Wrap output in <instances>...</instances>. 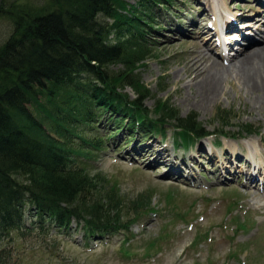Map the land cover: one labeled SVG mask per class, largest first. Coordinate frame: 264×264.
<instances>
[{"label": "trees", "instance_id": "16d2710c", "mask_svg": "<svg viewBox=\"0 0 264 264\" xmlns=\"http://www.w3.org/2000/svg\"><path fill=\"white\" fill-rule=\"evenodd\" d=\"M13 2L0 0V17L10 16L14 28L0 45V242L14 232L50 238L52 228L68 231L73 222L87 237L126 234L152 208L153 195L129 198L101 170L91 173L90 161L107 148L110 135L125 126L129 138L156 135L169 126L188 146L225 136L223 128L235 116L219 108L214 121L222 129L210 131L169 98L156 99L153 109L145 105L151 89L134 70L145 60L161 0ZM115 64L123 68L115 70ZM98 121L111 129L107 135ZM75 125L84 127L76 135L81 143L59 138ZM239 128L258 131L251 123ZM10 260L1 247L0 264Z\"/></svg>", "mask_w": 264, "mask_h": 264}, {"label": "rangeland", "instance_id": "374dc122", "mask_svg": "<svg viewBox=\"0 0 264 264\" xmlns=\"http://www.w3.org/2000/svg\"><path fill=\"white\" fill-rule=\"evenodd\" d=\"M37 1L14 0L21 6ZM128 1L136 4L138 0ZM161 2L167 9L155 7L156 20L147 34L145 60L134 70L151 89L145 105L153 109L156 99L169 98L182 115L196 113L210 131L222 129L219 120L214 121L217 110H231L235 117L224 126L227 133L212 134L181 146L169 126L163 133L142 136L136 132L132 138L128 137L126 126L120 132L113 129L115 135L105 141L107 148L96 154L89 169L92 174L101 170L129 198L150 191L152 208L142 213L128 233L106 234L101 239L87 237L83 225L76 222L68 231L52 228L50 238L39 233L22 236L14 232L0 242V248L11 253L10 264H264V175L260 177L249 170L258 163L264 173V102L254 103L230 79L219 99L207 103L196 91L195 80L186 68V58L193 51L202 49L214 55L206 46L208 39L212 45L218 39L222 48L227 46L225 53L232 51L224 57L236 54L233 44L240 41L232 39L239 37V26L223 30V41L219 34L210 33L215 32L216 21L223 19L227 8L239 19L256 18L251 28H261L258 32L264 34L262 20L256 17L259 11L264 12V0ZM11 21L10 16L0 17V45L13 32ZM112 68L118 70L123 65ZM126 91L134 97L131 88ZM246 123L258 131L245 134L239 127ZM105 125L102 122L99 127L107 135L111 129ZM83 128L75 125L72 132H67L74 135L66 133L59 138L81 143L76 135ZM252 139L256 142L247 146ZM161 148L167 152L165 157L159 154ZM244 151L249 152L245 157ZM180 163L179 178L172 171L180 170L175 167ZM256 181L260 182L258 187L251 184Z\"/></svg>", "mask_w": 264, "mask_h": 264}, {"label": "bare ground", "instance_id": "6f19581e", "mask_svg": "<svg viewBox=\"0 0 264 264\" xmlns=\"http://www.w3.org/2000/svg\"><path fill=\"white\" fill-rule=\"evenodd\" d=\"M226 13L227 15H225ZM228 19L232 20L231 24H233L234 27H236L237 24H239L240 28L242 29L238 37L240 42H234L233 44V46H235L236 49L235 52L236 54L233 57H224L225 55H223L220 52V45L218 43V40L216 43L214 42L215 45H212V42L210 43L211 39H208L206 46L211 50V52L214 55H210L204 52L202 49L198 51H193V53L189 54V57L186 58V65H187L186 68L190 72V75L193 79L192 81L195 80L194 87L196 88V91L203 96L204 100L207 101V103L212 102L214 100L217 101L219 99V97L226 91L225 86L227 83H229L230 79L233 85L236 81L238 83L236 84L239 85L240 89H242L254 103L256 104L259 102L263 103L264 102V34H260L257 31L260 30V28L259 29L257 28V30L251 28V26L253 25V21L254 19L256 20V18L244 17L245 19L244 21L243 18L239 19V15L234 13L232 10L231 12L230 11L228 12V8L224 11L223 19L221 21L219 20L216 21V27L218 28V26L221 27L225 23H228L227 22ZM227 25L230 26L229 24ZM235 29L237 31V28ZM250 31L253 33V36L250 34ZM210 33L216 34L213 30H211ZM216 56L217 58H221L222 61L217 59ZM233 59H235L233 62L229 64L225 63ZM252 142H256V140L252 139L249 143H247V146L251 145L250 143ZM166 153L167 152H165V150L161 148L159 154L165 157ZM247 154H249V152L246 151L243 152L244 157L247 156ZM236 157L237 158L239 157L237 152H236ZM173 162L176 163L177 161H173ZM256 164L257 165L252 164L253 168L249 170L253 174L261 177V175H264V173L261 170L262 166H260V164L258 163ZM180 165L181 163L175 165V167L179 166L180 170L172 171L173 173H178L180 175L179 178L182 176V171H181L182 166ZM225 168L227 169L228 172L229 165L225 164ZM190 178L193 179L192 174ZM259 181L253 182L251 184H255V186L258 187V185H260ZM261 185L264 187V181L261 182ZM261 193H262L261 196L264 197V193L263 192Z\"/></svg>", "mask_w": 264, "mask_h": 264}]
</instances>
